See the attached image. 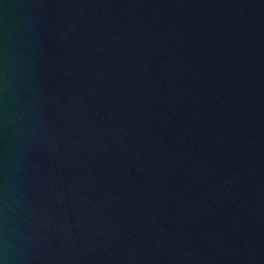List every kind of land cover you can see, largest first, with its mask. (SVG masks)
Listing matches in <instances>:
<instances>
[{"label": "water", "instance_id": "1", "mask_svg": "<svg viewBox=\"0 0 264 264\" xmlns=\"http://www.w3.org/2000/svg\"><path fill=\"white\" fill-rule=\"evenodd\" d=\"M0 260L264 264V0H0Z\"/></svg>", "mask_w": 264, "mask_h": 264}, {"label": "clouds", "instance_id": "2", "mask_svg": "<svg viewBox=\"0 0 264 264\" xmlns=\"http://www.w3.org/2000/svg\"><path fill=\"white\" fill-rule=\"evenodd\" d=\"M0 264H5V261L4 260H0Z\"/></svg>", "mask_w": 264, "mask_h": 264}]
</instances>
